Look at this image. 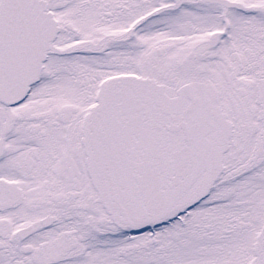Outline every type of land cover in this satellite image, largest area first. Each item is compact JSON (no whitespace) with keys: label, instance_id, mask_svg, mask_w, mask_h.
I'll return each mask as SVG.
<instances>
[{"label":"snow or ice","instance_id":"1","mask_svg":"<svg viewBox=\"0 0 264 264\" xmlns=\"http://www.w3.org/2000/svg\"><path fill=\"white\" fill-rule=\"evenodd\" d=\"M0 264H264V0H0Z\"/></svg>","mask_w":264,"mask_h":264}]
</instances>
